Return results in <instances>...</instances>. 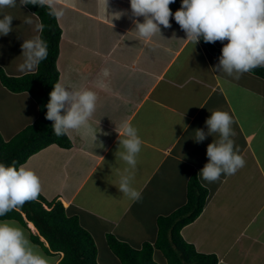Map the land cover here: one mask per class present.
Here are the masks:
<instances>
[{
  "label": "crops",
  "instance_id": "obj_1",
  "mask_svg": "<svg viewBox=\"0 0 264 264\" xmlns=\"http://www.w3.org/2000/svg\"><path fill=\"white\" fill-rule=\"evenodd\" d=\"M181 3L169 5L173 14ZM58 6L64 9L57 19L62 30L59 83L92 90L98 100L91 130L71 131L70 148L51 145L24 164L39 176L41 195L48 202L60 201L70 216L79 218L95 239L99 263L116 264L107 236L138 249L156 241L157 219L185 204L190 176H198L208 162L207 146L218 139L208 136L196 143L195 130L207 132L211 112H228L235 121L232 139L246 165L205 186L209 197L204 211L182 235L198 252L217 255L219 264H264V79L245 73L237 80L213 72L221 55L202 39L196 45L185 41L173 18L170 28L161 26L162 38L138 37L134 21L142 23L143 18L132 16L130 0H108L107 10L101 0H58ZM5 14L14 18L13 31L0 36V69L9 77L36 72L18 70L22 43L38 34L24 22L34 13L19 6L0 10ZM33 20L41 22L38 16ZM227 43L210 45L222 51ZM39 112L29 93L11 92L0 78V134L5 141L33 124ZM125 122L138 129L143 141L133 180L142 194L137 202L118 190L120 174L128 167L117 154L123 151L119 140ZM220 214L228 219L225 231L213 225ZM29 224H34L28 223L30 232L39 234ZM212 232L218 246L209 239ZM49 257L59 264L63 254Z\"/></svg>",
  "mask_w": 264,
  "mask_h": 264
},
{
  "label": "clouds",
  "instance_id": "obj_2",
  "mask_svg": "<svg viewBox=\"0 0 264 264\" xmlns=\"http://www.w3.org/2000/svg\"><path fill=\"white\" fill-rule=\"evenodd\" d=\"M101 2L107 10L108 0ZM173 3L175 0H130L132 16L143 18L142 23L134 21L138 37L151 40L159 34L162 38L161 26L170 28V18H173L185 32V41L194 45L201 39L205 43L228 41L222 48L219 63L212 69L213 72H222L238 80L243 74L264 67V0H182L180 9L174 14L169 7ZM29 4L46 7L48 14L56 19L64 15V9L58 6V0H19V5L17 0H0V10ZM121 15L124 13L116 16ZM0 16V36H7L13 31L14 18L6 14ZM37 16H25L24 22L34 25V31L38 34L24 40L21 45V56L24 58L23 63L18 66L21 73L37 70L41 62L48 58V44L40 35L45 25L33 20ZM97 100V94L92 90L69 89L57 82L49 94L45 118L53 122L52 129L56 136L80 129L91 130L89 121L96 111ZM234 123L232 115L217 110L211 112L210 118L205 121L207 132L195 130L196 143L203 142L208 136L218 137L206 149L208 162L198 174L206 182L202 187L219 181L221 176L234 175L245 167L246 161L232 139L235 136L232 127ZM122 135L119 144L123 151H118L117 154L128 167L120 174L118 190L131 201L137 202L142 199V194L133 187V180L143 141L138 129L127 122L122 125ZM42 191L39 176L26 165L17 166L13 162L6 166L0 163V217L19 210L26 202L37 200ZM23 216L27 225L31 223L25 214ZM0 264L51 262L32 243L24 229L14 221L0 220Z\"/></svg>",
  "mask_w": 264,
  "mask_h": 264
},
{
  "label": "trees",
  "instance_id": "obj_3",
  "mask_svg": "<svg viewBox=\"0 0 264 264\" xmlns=\"http://www.w3.org/2000/svg\"><path fill=\"white\" fill-rule=\"evenodd\" d=\"M26 7L37 14L45 25L41 35L48 44V58L41 62L36 72L21 77H9L0 69L4 86L13 93H29L37 101L40 110L39 118L10 141H5L0 134V163L6 166L13 162L17 166L25 164L31 156L54 144L63 148L72 145L67 135L56 136L52 129L53 122L45 118L49 94L60 78L56 62L62 30L57 19L48 14L46 7L31 4ZM207 44L213 53L222 54V51ZM251 73L264 79V67H258ZM190 177L185 204L157 219L158 234L155 242H145L138 249L112 234L107 236V244L117 264H219L217 255L198 252L182 235V230L201 216L209 197L208 189L202 187L198 176L193 174ZM23 214L34 224L39 234L30 232ZM0 220L19 222L28 229L32 243L48 256L63 254L59 264H100L94 237L81 225L77 216L69 215V210L60 201L48 202L40 195L37 200L26 202L22 208L0 217Z\"/></svg>",
  "mask_w": 264,
  "mask_h": 264
},
{
  "label": "rangeland",
  "instance_id": "obj_4",
  "mask_svg": "<svg viewBox=\"0 0 264 264\" xmlns=\"http://www.w3.org/2000/svg\"><path fill=\"white\" fill-rule=\"evenodd\" d=\"M222 215H223V214H220L218 217H216L217 220L213 222V225L217 224V226H215L216 228H219V227H220V230H221V231H225V230L223 229V227H224V225L228 222V219H225ZM225 217H226V216H225ZM11 221H13V220H11ZM15 223H16V222H15ZM16 225H18L19 227H21L18 223H16ZM123 226H124L125 228H126V227L131 228L130 225H128L127 223H124ZM21 228H22V227H21ZM22 229H24V228H22ZM24 231H25V229H24ZM25 233H26V235L29 237V232L25 231ZM213 233H214V232L211 233L212 235L209 236V239H210V240H214V241H213V242H214V245L218 246V239H217V237H216V239L214 238V234H213ZM234 233H235V232L232 230V228H230V234H234ZM129 245H130V244H129ZM38 248L40 249L41 252H43L42 249H41L40 247H38ZM214 248H215V246H214ZM43 254H44V253H43ZM44 255H46V254H44ZM46 256H47V255H46ZM47 257L50 259V262H51V261H54L53 258H51V257H49V256H47ZM112 259H113L114 262L117 264L116 260H115L113 257H112ZM51 264H52V262H51ZM100 264H103V263H100Z\"/></svg>",
  "mask_w": 264,
  "mask_h": 264
},
{
  "label": "bare ground",
  "instance_id": "obj_5",
  "mask_svg": "<svg viewBox=\"0 0 264 264\" xmlns=\"http://www.w3.org/2000/svg\"><path fill=\"white\" fill-rule=\"evenodd\" d=\"M30 225V227H33L34 228V226L32 225V224H29ZM31 229V228H30Z\"/></svg>",
  "mask_w": 264,
  "mask_h": 264
}]
</instances>
